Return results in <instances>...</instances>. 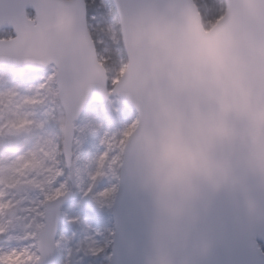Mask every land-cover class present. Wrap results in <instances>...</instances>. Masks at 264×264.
<instances>
[{
    "label": "clouds",
    "instance_id": "1",
    "mask_svg": "<svg viewBox=\"0 0 264 264\" xmlns=\"http://www.w3.org/2000/svg\"><path fill=\"white\" fill-rule=\"evenodd\" d=\"M219 2L195 24L177 17L166 37L141 34L122 85L143 110L117 170L149 197L153 264H179L241 166L264 175V0H228L216 14Z\"/></svg>",
    "mask_w": 264,
    "mask_h": 264
},
{
    "label": "rangeland",
    "instance_id": "2",
    "mask_svg": "<svg viewBox=\"0 0 264 264\" xmlns=\"http://www.w3.org/2000/svg\"><path fill=\"white\" fill-rule=\"evenodd\" d=\"M105 24L111 39L103 44L106 48L99 54L100 61L104 60L107 47L119 50L121 40L118 17L115 26ZM125 69L123 63L120 73L113 77L119 80ZM50 74L49 67L35 72L0 65V192L4 194L0 203L12 205L0 212V256L27 249L33 257H40L39 233L45 227V211L50 202L46 201V193H53L63 184L70 202L61 207L56 264H109L115 233L113 204L121 173V169L117 170V157L138 124V114L118 97L90 106L75 122L73 158L68 167L63 155L65 111L56 79L41 87ZM22 121L30 123L23 128L12 126ZM106 138L113 141L112 149L101 143ZM120 140L124 141L122 145ZM33 152L43 165L26 169L23 174L16 172L17 162ZM104 153L107 156L101 164ZM57 171L59 176H55ZM98 173L99 179L93 180ZM37 183L43 188L36 187ZM112 187L116 189L114 193L99 196V192ZM92 245L102 246L104 252L91 255L87 248ZM2 262L38 264L36 259L12 258Z\"/></svg>",
    "mask_w": 264,
    "mask_h": 264
},
{
    "label": "water",
    "instance_id": "3",
    "mask_svg": "<svg viewBox=\"0 0 264 264\" xmlns=\"http://www.w3.org/2000/svg\"><path fill=\"white\" fill-rule=\"evenodd\" d=\"M224 2L226 8L228 0ZM76 3L81 6L83 13L86 0H76ZM113 4L120 20L127 66L111 93L107 69L93 49V37L82 16L77 19L76 31L65 38L66 43L53 57V60L58 61L56 82L66 117L63 154L68 167L73 158L75 122L90 106L118 97L141 118V97L134 90L122 87L129 66L135 61L137 38L148 31L157 37H166L177 17H185L194 24L199 18L193 0H113ZM34 7L31 0H0V26L20 11H27L28 14L31 10L36 16ZM6 29L12 31V37L17 35L13 25H5L0 28V32ZM11 47L10 39L0 38V65L25 67L32 71H43L49 67L48 64L31 59L9 60L7 53ZM65 55L71 56L70 63L64 60ZM66 71H71L76 78V86L71 91L59 86ZM84 79L91 80V86L81 102L78 85ZM239 173V187L222 191L214 197L212 207L199 226L193 242L177 251L179 264H264V175L244 166H241ZM69 202L70 195L66 193L47 205L45 227L39 233L38 264H56L61 207ZM112 215L115 234L110 264H153L155 249L149 197L128 169H121Z\"/></svg>",
    "mask_w": 264,
    "mask_h": 264
},
{
    "label": "snow or ice",
    "instance_id": "4",
    "mask_svg": "<svg viewBox=\"0 0 264 264\" xmlns=\"http://www.w3.org/2000/svg\"><path fill=\"white\" fill-rule=\"evenodd\" d=\"M31 3L35 5L36 16L30 18L27 11H20L8 18V22L0 26L13 25L17 35L15 37L6 36L3 39L11 40V49L7 53L9 60L17 59H31L34 62L45 63L49 65L51 74L45 78L41 87L49 86V82L54 81L57 77L56 64L58 61L53 60L60 52L61 47L66 43L65 38L73 34L77 29V19L82 16L84 23L89 28V34L99 24L111 23L113 26L117 24L116 8L113 4V0H88V3L84 6L85 11L81 12V6L76 3V0H31ZM195 8L199 11L202 7H208L211 5L212 0H193ZM111 39V37H109ZM103 40L97 41L93 39V49L97 54L103 53ZM64 60L67 63L71 62V56L65 55ZM104 61H107V57H104ZM118 79L113 77L112 86L118 83ZM62 89L71 91L76 86V78L71 71L64 73L63 79L59 85ZM91 86V80L84 79L79 83V100L82 102L86 96L87 89ZM111 87L109 93H111ZM32 102V101H27ZM30 122L22 121L19 125L13 124L14 128H23ZM128 135V133H125ZM107 145L109 149L114 147L111 139H104L101 141ZM124 141L120 140L119 144H123ZM50 155V154H49ZM107 153H104L100 158V163L103 164ZM119 157H117L118 159ZM43 162L38 159L36 152L30 154L28 158H21L17 162L16 172L23 174L26 169L42 166ZM61 173L56 172L55 176H59ZM55 176L51 179H55ZM93 180L99 179V173L92 177ZM35 183V182H33ZM36 187L43 188L42 184H35ZM115 187L105 189L99 192L101 198L107 197L115 192ZM91 191V188L89 189ZM66 185H61L53 193H46V201H53L59 197L66 195ZM88 193H85L87 195ZM3 193L0 192V198L3 197ZM11 203H0V212L10 208ZM39 227H43L42 225ZM2 231V230H0ZM87 251L91 255H99L104 252L102 246H88ZM19 259V260H39V257H33V255L25 249L23 252H12L11 254L0 256V262L7 259Z\"/></svg>",
    "mask_w": 264,
    "mask_h": 264
},
{
    "label": "trees",
    "instance_id": "5",
    "mask_svg": "<svg viewBox=\"0 0 264 264\" xmlns=\"http://www.w3.org/2000/svg\"><path fill=\"white\" fill-rule=\"evenodd\" d=\"M86 2L88 3V0H86ZM224 9H225L224 0H220L216 14L222 12ZM6 36L11 37V31L5 30L0 32V37L4 38ZM92 36L97 41L103 40L104 43L110 41L109 32L107 31V25L105 23L97 25L95 29L92 31ZM117 46L119 50L115 49V47H112L110 49H108L107 47V52L104 53V55L107 57V61L106 62L104 60L102 61L110 77V87H113L111 84L112 81L111 77H113L115 74L120 73L119 71L121 70L123 63L127 64V58L124 53L121 41L118 42ZM105 48L106 47H104L103 45V52Z\"/></svg>",
    "mask_w": 264,
    "mask_h": 264
}]
</instances>
